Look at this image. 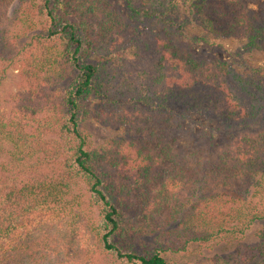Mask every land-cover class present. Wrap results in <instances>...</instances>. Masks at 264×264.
<instances>
[{
	"label": "trees",
	"instance_id": "obj_1",
	"mask_svg": "<svg viewBox=\"0 0 264 264\" xmlns=\"http://www.w3.org/2000/svg\"><path fill=\"white\" fill-rule=\"evenodd\" d=\"M9 1L0 0V8ZM21 1L16 26L22 37L36 22L47 34H36L23 48V92H0V264H64L52 257L62 248L66 258L94 263L101 258L109 264L111 257L110 264H168L161 252L137 253L132 238L166 232L171 250L180 252L264 224V124L221 144L208 164L202 152L196 163L177 153L187 112H206L230 126L250 118L229 86L228 62L198 60L165 25L138 33L105 1ZM183 1L205 33L244 38L249 48L264 49V0L260 17L245 0ZM123 3L130 19L142 24L176 6L174 0ZM127 41L134 52L107 71L105 85L133 97L82 112L90 95L121 96L108 93L104 71L89 57L101 44L116 51ZM11 65L0 56V91ZM140 83L147 86L137 95L131 87ZM90 116L122 128L123 136L94 143L80 127ZM193 178L206 189L196 201L180 203ZM235 183L240 195L228 191ZM81 184L84 194L76 195ZM86 200L102 227L93 225L88 245H73L51 215L61 216L68 206L82 208ZM219 264H264V244L238 249Z\"/></svg>",
	"mask_w": 264,
	"mask_h": 264
},
{
	"label": "rangeland",
	"instance_id": "obj_2",
	"mask_svg": "<svg viewBox=\"0 0 264 264\" xmlns=\"http://www.w3.org/2000/svg\"><path fill=\"white\" fill-rule=\"evenodd\" d=\"M41 3L42 0H34ZM110 3L111 6L118 10L119 16L127 23L136 27L138 33L152 30L158 32L165 25L170 31L178 36L180 41L188 46L198 60L207 61L213 58L226 61L230 65L231 75L228 82L234 95L245 105L249 112L250 118L243 123L235 126L227 125L221 122L216 117L202 111H190L186 113V117L182 119L183 138L177 146V153L188 154L189 160L196 163L200 153L204 154L203 163L208 164L216 153L218 147L231 140L234 136L241 133H248L257 130L264 124V49H251L246 45L244 38L223 36L216 33H205L198 25H196L191 17V10L183 0H174L176 6L174 10L163 15L158 20H152L139 23L130 19V16L125 10L123 0H101ZM263 0H245L252 13L260 17L261 3ZM21 0H10L7 5L0 8V56L12 60V65L8 71L7 78L2 84L1 94L7 96L11 93L21 94L23 91L20 87V73L24 67L26 54L23 48L29 46L34 41L36 34L46 36L47 31L43 30V26L36 22V27H32V31H27L22 37L20 26H16V16L18 15ZM163 19L165 22L161 21ZM127 41L123 47L111 51L107 44H101L95 52L91 53L90 61L96 63L98 67L104 71L102 76L103 85L110 91L121 96L112 98L101 95V99L90 95L83 110L88 113H93L95 106L98 104L110 105V102H125L128 97H133L130 94H125L117 90L118 86H106L107 71H110L117 60L133 54V48ZM115 68H113L114 70ZM109 75V74H108ZM70 79L66 82L68 85ZM65 84V85H66ZM63 85L62 90H64ZM147 84L144 85L146 87ZM140 87V88H139ZM142 83L137 88L131 87L133 93L140 94L139 90L143 89ZM54 89L51 87L49 90ZM106 91V90H105ZM143 94H147L144 90ZM122 97V98H120ZM153 105L157 106L158 102L153 99ZM131 105L148 108L141 102H132ZM9 109V108H7ZM178 108L177 110H179ZM81 112V114H82ZM80 127L85 131L90 139L96 143H102L109 138L122 137V128L111 126L110 124L90 116L82 119ZM190 150L196 151L192 152ZM198 168V166H195ZM85 186L80 185L74 191L76 195H83ZM202 181L191 179L187 186L179 195V202L183 204L194 202L200 197L202 190H205ZM230 193L240 195L242 190L239 183H235L229 190ZM87 200L89 196L87 195ZM86 202L81 207H66L61 211V216H52V221L56 224V228L66 231L71 237L73 245L84 246L92 241V227H102L100 216L94 206H88ZM88 212V213H87ZM35 220V219H34ZM93 223V224H91ZM37 223L32 222V226L36 227ZM99 230V229H98ZM21 231H15V235H20ZM132 242L133 249L137 253L144 252H161L168 264H219L224 258H231L236 255L238 249L255 248L264 244V224L262 222L254 223L249 230L243 235L228 236L216 238L206 244H190L186 250L174 252L171 250L170 237L166 232H156L152 235L134 239ZM131 246V242H130ZM93 249H97L94 245ZM66 249L58 250L59 253H51L58 261H63L64 264H102V259L94 263V260H80L76 258H66L63 252ZM101 261V262H100ZM109 264L111 257L108 259ZM118 264V263H116Z\"/></svg>",
	"mask_w": 264,
	"mask_h": 264
}]
</instances>
